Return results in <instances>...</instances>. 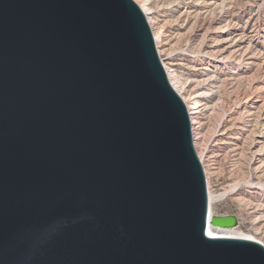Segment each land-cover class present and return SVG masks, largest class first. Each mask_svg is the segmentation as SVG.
<instances>
[{"label":"water","instance_id":"1","mask_svg":"<svg viewBox=\"0 0 264 264\" xmlns=\"http://www.w3.org/2000/svg\"><path fill=\"white\" fill-rule=\"evenodd\" d=\"M236 224L136 4L0 0V264H264Z\"/></svg>","mask_w":264,"mask_h":264},{"label":"rangeland","instance_id":"2","mask_svg":"<svg viewBox=\"0 0 264 264\" xmlns=\"http://www.w3.org/2000/svg\"><path fill=\"white\" fill-rule=\"evenodd\" d=\"M153 11L161 57L183 85L194 80L190 93L206 105L196 145L209 191L221 193L239 184L231 195L220 199L215 213L234 216L243 232L257 230V238L264 240V221L257 215L258 210L264 213V169L256 167L252 154L253 142L263 131L259 124L262 112L252 113L244 106L249 97L264 100L260 59L252 67L241 58L215 60L204 53L202 45V36L212 35L215 24L221 30L232 27L226 20L233 15L242 23L250 18L246 31L251 33L252 44L264 48V0H153Z\"/></svg>","mask_w":264,"mask_h":264},{"label":"bare ground","instance_id":"3","mask_svg":"<svg viewBox=\"0 0 264 264\" xmlns=\"http://www.w3.org/2000/svg\"><path fill=\"white\" fill-rule=\"evenodd\" d=\"M131 1L134 4H136L137 7L143 13L147 21V24L151 30V33L153 35L156 53L161 62L163 70L165 72L167 81L169 82V85L174 90V92L177 94V96L180 98V100L182 101L186 109V112H187V115L190 121L193 147L197 155V158L203 168L205 181H206L207 176H208L207 171H206L203 161L201 160V157L199 155L197 145H196V135H197V131L200 125L199 119H201L203 111L206 109V105L198 102L197 100L198 96L192 95L190 93L189 87L192 86V84L194 83V80H191L188 84L183 85L180 82L177 73L169 66L170 64L167 62V59H163L161 57L162 45L160 42L161 40H160L159 32L156 27L157 23L153 16L154 15L153 0H131ZM212 3L213 1L212 2L210 1L209 4L212 5ZM249 23H250V18H248L247 21L242 23V22H239L237 19H235L233 15H230L226 20V24H228L229 26L234 24L232 25V27L226 28V24L224 23L225 24L224 28H226V30H221V27H220L221 25L217 26L215 24L213 26L214 28H213L212 35L206 38L204 37V35L202 36L203 51L206 55L211 56L215 60H219V59L224 60L225 58H228V57H231L233 59L241 58L244 61L245 65L249 67L256 65L255 63L256 59L259 58L260 59L259 66L264 75V48L261 47L260 49H258L256 45L252 44L251 33H248L246 31L247 25ZM221 33L223 34L220 35ZM261 90L264 91V82L262 83ZM244 106L248 107L249 110L252 109V113H253V110H258V111L260 110L262 112L259 124L261 123L260 126L262 125L263 131L261 132V136H258L256 138L257 141L253 142L254 144L252 146V154L254 155V160L257 161L256 164L258 163L256 167L257 168L260 167L264 169V100L262 98L257 99L256 96L254 98L249 97L246 99ZM249 113H251V111ZM238 188H239V184L235 183V184L229 185L227 189L221 193H212L209 191V187L206 181L207 206H208V213H209L210 218L228 216V215H225V216L217 215L215 213V207L221 198H223L224 196L231 195L234 192V190ZM257 215L259 219H262L264 221L263 212H259L258 210ZM236 222L237 224L233 227H224V228L209 227L207 229V233L210 238L242 239V240H247V241L258 243L264 248V240L257 238L258 237L257 230L253 234L243 232L240 229V225L237 219H236Z\"/></svg>","mask_w":264,"mask_h":264}]
</instances>
